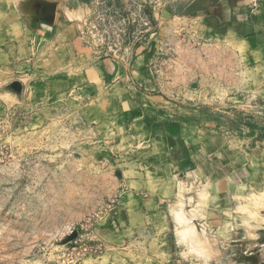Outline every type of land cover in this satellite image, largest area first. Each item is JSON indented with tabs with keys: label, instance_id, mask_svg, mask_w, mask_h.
<instances>
[{
	"label": "rangeland",
	"instance_id": "rangeland-1",
	"mask_svg": "<svg viewBox=\"0 0 264 264\" xmlns=\"http://www.w3.org/2000/svg\"><path fill=\"white\" fill-rule=\"evenodd\" d=\"M218 2L0 0L67 26L0 32V264H264V55L201 29Z\"/></svg>",
	"mask_w": 264,
	"mask_h": 264
},
{
	"label": "crops",
	"instance_id": "crops-1",
	"mask_svg": "<svg viewBox=\"0 0 264 264\" xmlns=\"http://www.w3.org/2000/svg\"><path fill=\"white\" fill-rule=\"evenodd\" d=\"M251 0H219L217 4H214L211 8V12L217 16V20L210 21L208 23H202L201 29L204 32L213 31L214 22L222 23L226 25L225 29L220 36V39L226 38L230 45L239 48L240 44L247 47L250 46L249 51L256 55H264V0H260L259 9L255 10L252 14L247 8V4ZM9 13V12H8ZM13 14V13H11ZM9 25H5L1 28L0 32H12V39L5 45V47H10L12 55L18 45L28 47L39 46L40 43L47 42V49L49 47L50 51L55 46H62L61 44L65 41L66 25L59 23L55 28L48 25H41L34 22L28 18H20L16 16ZM219 20V21H218ZM217 25V24H216ZM63 31V32H62ZM3 36H5L3 34ZM21 39L23 43H18L17 40ZM26 48V50H28ZM264 58V57H263ZM258 59V58H257ZM253 59V61L260 62L258 59ZM147 62V58H139L136 63L140 64L142 61ZM264 63V59L262 60ZM99 68L105 69L104 78L109 79L113 76L117 77L116 68L111 62H102L97 65ZM150 182L140 184L137 188H133L127 182V187H129L128 192L125 193L126 200L128 197L140 195L143 197V201L149 202L157 194L155 191L150 189ZM158 196V195H157ZM161 204V203H160ZM160 235V233H158ZM162 237V236H161ZM167 236L163 235V239L166 240Z\"/></svg>",
	"mask_w": 264,
	"mask_h": 264
}]
</instances>
